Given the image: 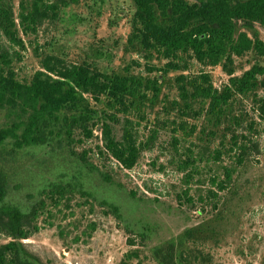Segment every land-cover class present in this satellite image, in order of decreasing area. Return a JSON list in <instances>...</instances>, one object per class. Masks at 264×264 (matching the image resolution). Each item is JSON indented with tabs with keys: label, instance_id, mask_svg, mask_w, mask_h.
Masks as SVG:
<instances>
[{
	"label": "trees",
	"instance_id": "16d2710c",
	"mask_svg": "<svg viewBox=\"0 0 264 264\" xmlns=\"http://www.w3.org/2000/svg\"><path fill=\"white\" fill-rule=\"evenodd\" d=\"M80 1L19 0L15 15L10 0H0V37L22 47L20 29L34 33L45 20H55ZM132 1L134 36L147 51L167 60L164 75L183 68L186 71L187 57L203 66H220L229 75L227 81L215 88L210 74L204 71L191 76L179 74L174 79L183 105L177 106L167 122L155 119L151 126L144 125L142 132L134 117L140 105L146 107L143 100L147 91L151 89L152 97L157 98L156 78L144 82L87 62L73 63L60 55L44 54L39 57V69L24 80L17 77L9 56L2 51L0 114L4 120L0 123V148H41L49 144L54 131L58 132L56 136L64 134L67 142L77 144L100 135V156L130 170L140 154L153 147L161 127L170 124L173 163L183 185L176 199L199 214H216L223 196L232 188L235 174L261 154L264 98L257 94V88L258 77L264 78V67L254 64L241 75L232 76L230 65L234 56L260 50V41H251L243 32L234 37V33L239 22L247 28L254 23L264 26V0ZM88 98L101 107L95 109ZM243 101L252 104L250 110L255 116L245 109ZM190 116L199 118L198 126L185 120ZM197 128V142H190L188 137ZM79 186L82 188V183ZM193 187L195 192L191 194ZM69 188L67 183L52 184L43 190L51 205L57 207ZM7 194V175L0 167V233L10 239L0 245V264H38L22 240L38 232L44 201L31 207L7 205ZM111 208L117 212L116 206ZM87 227L84 235L90 237L93 225ZM125 229L145 245L148 230ZM193 234V230H185L174 241L150 249L151 259L156 264H212L208 253L190 243L191 238L199 237ZM135 239L129 238L128 245H135ZM137 257L136 250H129L120 264H130L129 260Z\"/></svg>",
	"mask_w": 264,
	"mask_h": 264
},
{
	"label": "rangeland",
	"instance_id": "374dc122",
	"mask_svg": "<svg viewBox=\"0 0 264 264\" xmlns=\"http://www.w3.org/2000/svg\"><path fill=\"white\" fill-rule=\"evenodd\" d=\"M10 3L17 15L19 0ZM133 13L132 0H82L55 20H45L34 33L20 29L22 47L0 37V52L7 53L10 66L24 80L39 69V57L44 54L60 55L73 63L87 62L120 76L142 78L144 82L156 78L157 98L152 97L151 89L147 91L143 100L146 107L140 105L134 117L143 132L144 125L151 126L155 119L167 122L177 106L183 105L174 79L179 74L191 76L204 71L210 74L215 88L225 83L229 75L220 66H203L187 57L186 71L183 68L164 75L167 60L147 51L136 39ZM241 32L251 41H260L261 47L234 56L232 76L241 75L254 64L264 67V26L254 23L247 28L236 23L234 37ZM258 78L257 94L264 98V78ZM88 101L95 109L101 107L91 98ZM243 102L255 116L250 110L252 104ZM3 120L0 114V123ZM185 120L198 126L197 117ZM169 128L173 126L161 127L153 147L143 151L130 170L100 156V135L77 144L67 142L64 134L56 136L58 132L54 131L49 144L41 148H0V167L8 184L4 204H45L37 221L38 232L22 240L38 264H120L129 250H136L138 256L131 258L130 264H156L150 249L174 241L185 230H193V235L199 236L191 238L190 243L208 253L212 264H264V131L259 139L260 156L235 174L232 188L223 196L217 213L210 215L199 214L176 199L183 185L181 173L173 163ZM197 130L188 137L190 142H197ZM66 183L70 184L66 198L57 207L52 206L43 189ZM194 192L193 187L191 194ZM112 206L117 207V212L112 211ZM89 224L93 231L87 237L84 231ZM126 227L148 230L145 245L132 238L134 235ZM129 238L135 239V245H128ZM9 240L0 233V245Z\"/></svg>",
	"mask_w": 264,
	"mask_h": 264
}]
</instances>
